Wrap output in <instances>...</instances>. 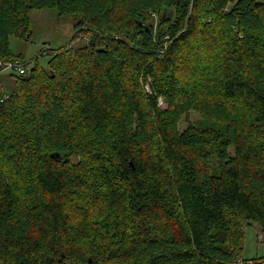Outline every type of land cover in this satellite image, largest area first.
<instances>
[{"label":"trees","instance_id":"16d2710c","mask_svg":"<svg viewBox=\"0 0 264 264\" xmlns=\"http://www.w3.org/2000/svg\"><path fill=\"white\" fill-rule=\"evenodd\" d=\"M46 8L76 45L0 81V264H264V0H0L1 60Z\"/></svg>","mask_w":264,"mask_h":264},{"label":"rangeland","instance_id":"374dc122","mask_svg":"<svg viewBox=\"0 0 264 264\" xmlns=\"http://www.w3.org/2000/svg\"><path fill=\"white\" fill-rule=\"evenodd\" d=\"M29 2V0H26ZM32 36L28 39H10V51L14 57H19L25 62L29 69L35 67L48 69L52 55H45L44 50L49 48L57 51L61 48L71 47L76 44H71V39L76 33L77 22L71 16H62L55 8H46L41 10H32L30 12ZM89 40L82 39L81 43H86ZM71 44V45H70ZM20 74L13 70L3 71L0 74V81L6 93L13 92L17 87V81ZM152 79L148 78V83L145 85L147 92L151 90ZM159 107L167 108V103L164 99H159ZM194 124L198 127H217L216 124L204 121V117L196 112L191 111L188 116H185L180 123V128L185 129L189 124ZM233 153V148H231ZM215 163V158L213 159ZM215 165V164H214ZM245 239L243 241V258L256 259L264 257V241L261 239L262 232L258 225L247 226Z\"/></svg>","mask_w":264,"mask_h":264},{"label":"built area","instance_id":"2783aa9c","mask_svg":"<svg viewBox=\"0 0 264 264\" xmlns=\"http://www.w3.org/2000/svg\"><path fill=\"white\" fill-rule=\"evenodd\" d=\"M50 50L49 48L45 49L44 54L46 55ZM7 70H13L21 76L28 75L32 72V69H29L27 64L22 60L3 61L0 59V71Z\"/></svg>","mask_w":264,"mask_h":264},{"label":"water","instance_id":"95a60500","mask_svg":"<svg viewBox=\"0 0 264 264\" xmlns=\"http://www.w3.org/2000/svg\"><path fill=\"white\" fill-rule=\"evenodd\" d=\"M170 17H172V12H170ZM52 157H53L54 159H61L62 155H61L59 152H57V153H53V154H52ZM65 161H68V158H67ZM261 232H262V231H261ZM261 239L264 241V234H263V232H262Z\"/></svg>","mask_w":264,"mask_h":264}]
</instances>
